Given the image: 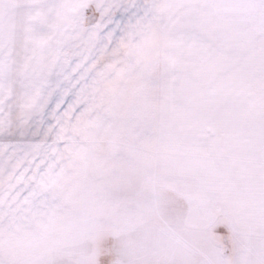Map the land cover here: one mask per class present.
<instances>
[{"label":"snow or ice","instance_id":"1","mask_svg":"<svg viewBox=\"0 0 264 264\" xmlns=\"http://www.w3.org/2000/svg\"><path fill=\"white\" fill-rule=\"evenodd\" d=\"M0 264H264V0H0Z\"/></svg>","mask_w":264,"mask_h":264}]
</instances>
